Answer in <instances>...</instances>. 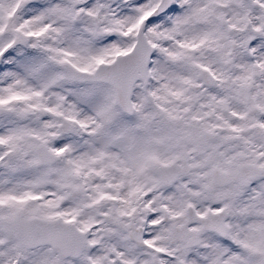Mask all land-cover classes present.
Listing matches in <instances>:
<instances>
[{"label":"snow or ice","instance_id":"obj_1","mask_svg":"<svg viewBox=\"0 0 264 264\" xmlns=\"http://www.w3.org/2000/svg\"><path fill=\"white\" fill-rule=\"evenodd\" d=\"M0 264H264V0H0Z\"/></svg>","mask_w":264,"mask_h":264}]
</instances>
